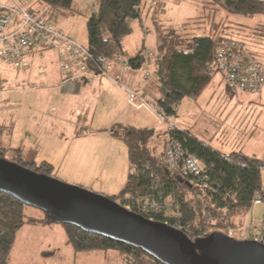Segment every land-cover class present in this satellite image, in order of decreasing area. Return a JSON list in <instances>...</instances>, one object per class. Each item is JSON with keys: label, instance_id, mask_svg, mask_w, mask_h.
<instances>
[{"label": "trees", "instance_id": "obj_1", "mask_svg": "<svg viewBox=\"0 0 264 264\" xmlns=\"http://www.w3.org/2000/svg\"><path fill=\"white\" fill-rule=\"evenodd\" d=\"M34 1L35 5L44 7L49 14L56 12L59 16L71 9L73 0ZM94 1L95 11L86 17L85 22L86 49L93 55H103L108 63L115 64L116 56L119 55L131 69L141 68L144 64V47L132 56H125L121 39L131 33V21L139 20L142 0ZM200 4L202 11L205 8L212 11L207 20L210 26L207 33L202 31L200 34L183 36L175 28H162L156 19L152 20L155 42L151 59L155 75L149 82V90L155 99L150 106L160 110L166 117L175 116L173 108L183 98H197L218 73L214 46L218 37L229 35L223 36V23L213 21L217 9L246 18L264 16V0H201ZM201 17L199 15L198 18ZM202 22L196 20L194 23ZM254 24L256 31L264 32V19ZM219 27L221 32H218ZM108 131L124 144L128 165L122 187L115 195L107 196L122 206L129 205V210L145 218L173 225L192 240L212 231H220L235 238L237 217L248 213L255 195H264L260 177L264 169V157L245 155L240 150L223 154L186 129L172 131L173 137L199 159L210 179L212 190L201 189L189 177L168 169L152 145L154 140L162 139L165 131L159 133L153 128H133L116 122ZM5 152L13 155L9 160L14 163L36 173L58 178L53 165L46 161L25 160L19 148L0 144V156L3 157ZM166 199L172 203L169 215L163 213ZM141 200L148 204L145 210L141 209ZM151 202L155 204L154 207ZM24 207L26 205L19 200L0 192V264H8L16 231L22 225L55 223L44 212L40 218L25 215ZM59 225L64 230L65 243L74 252L113 249L126 258V264H162L141 248L94 235L74 225ZM261 241L264 242V232Z\"/></svg>", "mask_w": 264, "mask_h": 264}, {"label": "crops", "instance_id": "obj_2", "mask_svg": "<svg viewBox=\"0 0 264 264\" xmlns=\"http://www.w3.org/2000/svg\"><path fill=\"white\" fill-rule=\"evenodd\" d=\"M142 8L143 6L140 5L141 12ZM94 11L95 9L91 14ZM141 12H139L138 21L141 24V31L147 37L150 33L149 30L145 32L147 23L142 24L145 16H142ZM145 20V22L150 20L152 25L153 19L150 16ZM151 38L155 40L154 34L149 39ZM142 46L153 50L148 46L147 41L142 39L136 51L142 49ZM46 52L50 53L53 59L46 58ZM134 53L136 52L128 55L132 56ZM31 68L33 69L31 76L34 80L12 82L0 89V93L9 94L3 103L0 101V133L4 130L2 120L6 117L9 124L6 126V134L9 137H15L17 131L29 137L26 143L22 144V141H18L15 146L7 144L3 146L19 148L20 155L25 160L33 159L37 162L43 160L52 164L55 175L67 181L89 186L98 193L115 195L124 184L128 162L124 144L121 140L112 137L108 128L116 122L133 128H153L159 133L165 131V127L152 111V107L142 106L138 102L129 104L126 100L125 88L138 90L148 105L155 99L149 90V82L155 75L152 59L150 58L146 68L143 65L139 69H131L119 63L111 64L109 78L100 76L85 82L66 78L57 66L56 55L44 48L34 52L29 58V65L25 70ZM145 72L148 73L147 78H144ZM112 78H116V82ZM220 96V93L211 94L210 99L213 97L217 99ZM249 102L245 107H252L253 102ZM181 105L180 101L175 108V117L178 113H182ZM145 107L153 116L146 115L143 110ZM211 108L212 105H206L203 111L211 110ZM31 109L37 110L40 119L53 121L56 124L16 130L14 126L23 123L22 115L29 117L32 121L33 117L30 118L29 115ZM23 110L26 111L25 115L22 113ZM3 111L6 114H1ZM232 115L233 112H230L222 119V115H219L211 121L200 123V126L196 125V128L195 124L192 125V121L183 118L178 119V123L173 121V124L178 129L188 130L200 141L213 146L223 154L240 150L245 155L264 156V137L260 141L255 136L256 123H252L248 130H243L242 127H238L234 119L230 121ZM26 123L24 120L23 124ZM30 132H35V135ZM161 138L152 143L159 155L163 151L165 134ZM258 145L261 146L259 155L255 152ZM261 188L264 191L262 178ZM255 206L259 208L258 211L255 210ZM236 222L238 223L236 233L245 235L241 238H260L264 232L263 207L260 204H252L248 213L237 217ZM49 225L51 224L32 226H39V230H43L44 226ZM46 241V244L52 243L50 239Z\"/></svg>", "mask_w": 264, "mask_h": 264}, {"label": "rangeland", "instance_id": "obj_3", "mask_svg": "<svg viewBox=\"0 0 264 264\" xmlns=\"http://www.w3.org/2000/svg\"><path fill=\"white\" fill-rule=\"evenodd\" d=\"M1 1L4 2V0ZM200 2L201 0H142L140 5H142L143 8L142 12L141 9L139 12H141L142 16H145V18L150 16L151 19H156L162 28H175V30L183 36L196 35L200 34L202 31L207 33L210 27L207 20L209 13H212L208 8H205L202 11V8L200 7L202 4H200ZM94 3V0H73L70 10H65L64 13L59 16H57L56 13L55 22L57 27L63 32H66V35L74 42L83 46H86L87 44L85 31L86 17L91 14L92 10H94ZM210 6L213 7V5ZM215 14L213 21L215 23L221 22L225 26L223 36L229 35V37H233L239 41L241 40L246 48L254 54V57H256L261 67L264 69V32L260 33L256 31L254 24L256 21L261 22L262 19H264V16L255 15L254 17L246 18L240 15L226 14L222 9H217ZM199 15L202 17L198 18ZM206 15L207 17H203ZM145 18L142 19V24L147 23V30L145 29V32H148L149 30L150 34H148L147 37L146 35L144 36L140 29L141 24L139 21L137 19L132 20L131 33L121 39L122 49L124 50L125 56L137 52L136 49L141 45L142 39L147 41L148 46L153 48L155 41H153L152 38V40L149 38L153 36L154 30L150 24V20L145 22ZM196 20L204 22L195 24L194 22ZM205 21H207V23ZM218 32H221L220 27ZM46 55V58L50 60L53 59L50 53L46 52ZM32 71V68L30 70H21L13 68L12 66L10 67L0 64V89L12 82L34 80L31 76ZM221 78L222 77L219 73L215 74L196 100L183 98L181 100L182 113H178L176 117L173 116V119L169 117V120L172 123L173 121L178 123V119H187L188 121H192V125L195 124L196 128V125L200 126V123L204 121H211V119H214L219 115H222V119L228 113L233 112L230 121L234 119L235 123L238 124V127H242L243 130H248L252 123H256L254 133L261 141L264 137V87L259 94L234 92L226 86L225 81ZM217 93H220L221 95L219 98L215 99V97H213L210 99L211 94ZM8 95L9 94L5 92L0 93L1 103L4 102L3 100H5ZM249 101L253 102L252 107L250 106L247 108L245 106L250 103ZM206 105H212L211 110L203 111V108ZM143 110L146 112V115L149 114L150 116H153L148 108L145 107ZM30 111L29 115L30 118L33 117L32 121L29 117L22 115L23 123L24 120L27 123L25 125L21 123L14 126L16 130H24L26 127L30 129L47 127L49 124L55 123L53 121L49 122L48 120L40 119L37 110L31 109ZM3 113L4 111L1 112V114ZM22 113L25 115L26 111L23 110ZM2 123L4 124V130L0 133V143L2 145L7 144L15 146L18 141H22V144L26 143L28 140L27 138L29 137L23 136L24 133L17 131L15 137H9L6 134V126L9 125L6 117H4ZM158 129H160V127ZM30 134L35 135V132H30ZM37 137L38 136L36 135V138ZM30 138H32V136H30ZM260 151L261 146L258 145L255 152L259 155V153H261ZM11 157H13V155L10 152H5L3 155L4 159H10ZM57 177L67 184L80 185L72 181H67L61 176L59 177L57 175ZM260 177L264 182V170L261 171ZM80 186H84L92 192H98L89 186ZM102 194L108 195L104 193ZM171 209L172 203L170 200L166 199L163 213L169 215ZM258 209L259 208L255 206V210L258 211ZM23 210L25 215H30L35 218H40L43 215L41 210L39 211L31 206H26ZM32 225L33 224H24L16 231L13 246L9 251L8 264H126V258L124 259L122 254H118L113 249H96L95 251L74 252L71 247L65 243L63 239L64 230L57 223H51V225H49L50 227L44 226L43 228L45 229L43 230H39V226ZM45 230L49 231V233ZM242 236H245L244 233H235V238L237 239H242ZM47 239L52 241L50 245L46 244Z\"/></svg>", "mask_w": 264, "mask_h": 264}, {"label": "water", "instance_id": "obj_4", "mask_svg": "<svg viewBox=\"0 0 264 264\" xmlns=\"http://www.w3.org/2000/svg\"><path fill=\"white\" fill-rule=\"evenodd\" d=\"M0 192L41 210L57 224L141 248L162 264H264V242L212 231L190 239L173 225L145 218L107 195L36 173L0 156Z\"/></svg>", "mask_w": 264, "mask_h": 264}, {"label": "built area", "instance_id": "obj_5", "mask_svg": "<svg viewBox=\"0 0 264 264\" xmlns=\"http://www.w3.org/2000/svg\"><path fill=\"white\" fill-rule=\"evenodd\" d=\"M56 12L49 14L44 7H37L34 0H0V64L26 69L31 55L48 49L57 57V66L64 76L89 82L95 77L109 78L111 63L103 55H93L85 46L74 42L61 32L55 22ZM215 44V64L226 86L234 92H260L264 85V70L256 57L251 55L244 43L233 37H218ZM144 67L149 64L152 51L142 50ZM116 63L127 65L116 56ZM144 78L148 73L145 72ZM116 82V78H112ZM31 87V85H29ZM127 103L138 102L147 106L146 99L138 90L125 88ZM175 113V108H173ZM165 126V144L160 154L166 167L189 177L201 189L212 190V183L200 161L182 146L172 135L178 128L160 110H152ZM179 130V129H178ZM252 204L264 209V195H255ZM141 209L148 204L141 200ZM155 206L153 202L150 203ZM129 209V205L124 206ZM258 241L260 238H254Z\"/></svg>", "mask_w": 264, "mask_h": 264}]
</instances>
